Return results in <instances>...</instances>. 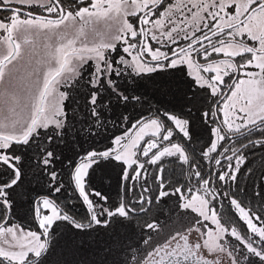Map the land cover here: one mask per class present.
<instances>
[{
	"label": "snow or ice",
	"instance_id": "6c2138e0",
	"mask_svg": "<svg viewBox=\"0 0 264 264\" xmlns=\"http://www.w3.org/2000/svg\"><path fill=\"white\" fill-rule=\"evenodd\" d=\"M0 264H264V0H0Z\"/></svg>",
	"mask_w": 264,
	"mask_h": 264
}]
</instances>
